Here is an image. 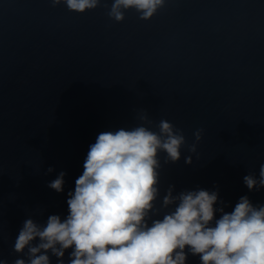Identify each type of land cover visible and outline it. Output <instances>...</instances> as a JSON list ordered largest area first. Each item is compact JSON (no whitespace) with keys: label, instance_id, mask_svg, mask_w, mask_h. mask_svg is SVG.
Segmentation results:
<instances>
[{"label":"water","instance_id":"water-1","mask_svg":"<svg viewBox=\"0 0 264 264\" xmlns=\"http://www.w3.org/2000/svg\"><path fill=\"white\" fill-rule=\"evenodd\" d=\"M105 4L78 13L0 0V258L9 264L22 256L12 246L24 219L66 215L89 145L140 124L141 108L153 127L165 119L186 138L181 159L163 164L161 197L169 184H218L226 211L245 194L264 202V189L243 184L264 164V0H166L148 20L129 9L119 22ZM61 170L57 193L47 184Z\"/></svg>","mask_w":264,"mask_h":264},{"label":"clouds","instance_id":"clouds-1","mask_svg":"<svg viewBox=\"0 0 264 264\" xmlns=\"http://www.w3.org/2000/svg\"><path fill=\"white\" fill-rule=\"evenodd\" d=\"M53 7L84 13L102 0H50ZM166 0H111L108 16L119 22L135 9L148 20ZM140 124L101 131L88 147L83 171L67 192V213L43 221L28 215L14 238L13 251L22 254L11 264H264V202L245 194L231 211L220 188H185L169 184L161 197L163 164L181 159L183 130L162 119L154 127L146 109ZM203 129L194 133L198 142ZM196 152V143L188 146ZM165 153L163 163L160 153ZM192 164L191 155L184 157ZM55 169L49 167L45 174ZM61 170L47 186L65 191ZM249 192L264 189V164L248 172ZM159 201V204L157 203ZM41 215L44 213L41 212ZM0 264H9L0 258Z\"/></svg>","mask_w":264,"mask_h":264}]
</instances>
